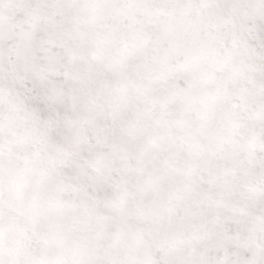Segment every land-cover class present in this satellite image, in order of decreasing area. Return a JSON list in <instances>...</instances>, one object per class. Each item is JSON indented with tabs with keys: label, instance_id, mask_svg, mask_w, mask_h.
I'll use <instances>...</instances> for the list:
<instances>
[{
	"label": "snow or ice",
	"instance_id": "6c2138e0",
	"mask_svg": "<svg viewBox=\"0 0 264 264\" xmlns=\"http://www.w3.org/2000/svg\"><path fill=\"white\" fill-rule=\"evenodd\" d=\"M0 264H264V0H0Z\"/></svg>",
	"mask_w": 264,
	"mask_h": 264
}]
</instances>
